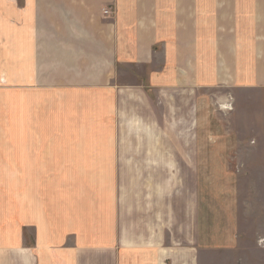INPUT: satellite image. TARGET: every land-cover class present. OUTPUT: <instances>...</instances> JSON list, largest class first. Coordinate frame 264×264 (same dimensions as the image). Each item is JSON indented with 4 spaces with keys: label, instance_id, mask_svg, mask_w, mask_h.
<instances>
[{
    "label": "crops",
    "instance_id": "0c3cea01",
    "mask_svg": "<svg viewBox=\"0 0 264 264\" xmlns=\"http://www.w3.org/2000/svg\"><path fill=\"white\" fill-rule=\"evenodd\" d=\"M24 90L57 108L28 146ZM0 130V264H253L264 0H0Z\"/></svg>",
    "mask_w": 264,
    "mask_h": 264
},
{
    "label": "rangeland",
    "instance_id": "374dc122",
    "mask_svg": "<svg viewBox=\"0 0 264 264\" xmlns=\"http://www.w3.org/2000/svg\"><path fill=\"white\" fill-rule=\"evenodd\" d=\"M104 14H106L104 12ZM162 49L163 55H159L158 60H163L165 57L163 43L158 44ZM142 70V69H141ZM45 80L37 81L38 85H44ZM31 84V83H30ZM27 85V84H26ZM31 86V85H30ZM37 86V85H36ZM210 93V92H209ZM64 94V93H63ZM15 97H19L16 104V108L13 111L14 116H19L17 121L13 122L14 130L20 131V122L24 120V131H25V146H28V142H33V137L38 131H53L55 127V117L54 112L57 110L56 107H53V99L48 93L45 92H34V91H15ZM65 96H67L65 94ZM70 98V97H69ZM49 104L47 107H39L38 104ZM59 115V114H58ZM24 119H23V118ZM75 117V116H74ZM21 118L23 120H21ZM4 120V117L2 118ZM77 119H62V124H66L65 128H70L71 124ZM61 118H59V122ZM67 121V123H63ZM71 122V123H70ZM18 123V124H17ZM2 127H6L7 124H1ZM17 125H19L17 127ZM61 126V124H59ZM57 125V128H59ZM10 128V126H8ZM76 124L74 125V129L76 130ZM228 127V126H227ZM13 129V128H12ZM218 130V129H217ZM2 130H0L1 133ZM2 134V133H1ZM0 134V144L1 142L6 146L5 139L3 135ZM39 142V140H38ZM36 144V143H35ZM37 146V145H36ZM246 149V148H245ZM241 156L238 158H234V160L239 163V159L242 165H237L238 167L235 171L227 173L231 175L235 182L239 183L241 190L239 196V206H238V220L237 226L239 231V238L242 245L247 244L254 252V259L256 260L253 264H263L264 255L262 254L264 249V189L261 187V181H263V173H255V172H247L240 171L245 167L248 156L246 154L240 153ZM207 175H212L213 173H206ZM220 175H225V173H220ZM14 181L15 183H23L25 186V172H15L14 173ZM24 188V187H23ZM19 190V188L14 187L12 192L15 195V191ZM248 194V195H247ZM1 195V192H0ZM214 222V221H213ZM25 239L27 236L25 235ZM32 239V237H31ZM30 239V240H31ZM244 253V251H243ZM229 252H222V256L230 258Z\"/></svg>",
    "mask_w": 264,
    "mask_h": 264
},
{
    "label": "built area",
    "instance_id": "2783aa9c",
    "mask_svg": "<svg viewBox=\"0 0 264 264\" xmlns=\"http://www.w3.org/2000/svg\"><path fill=\"white\" fill-rule=\"evenodd\" d=\"M109 11H105L106 14H108Z\"/></svg>",
    "mask_w": 264,
    "mask_h": 264
}]
</instances>
